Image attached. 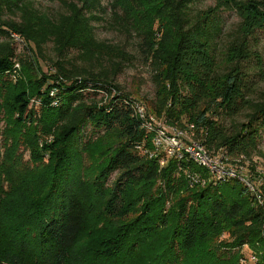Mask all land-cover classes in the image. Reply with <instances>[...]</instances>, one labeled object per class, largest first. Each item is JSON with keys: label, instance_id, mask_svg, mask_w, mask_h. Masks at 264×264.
Wrapping results in <instances>:
<instances>
[{"label": "trees", "instance_id": "16d2710c", "mask_svg": "<svg viewBox=\"0 0 264 264\" xmlns=\"http://www.w3.org/2000/svg\"><path fill=\"white\" fill-rule=\"evenodd\" d=\"M197 1L133 0L138 27L112 0L111 21L138 40L153 70L148 114L213 158H250L264 133V101L250 99L264 81V0H212L205 9ZM34 3L0 0V264H69L87 227L80 264H132L136 252L147 253L140 264H240L242 248L264 240V181L257 199L236 178L217 180L186 155L156 150L137 101L113 84L122 49L94 35L92 23L103 20L95 13H105L98 0H62L66 11L54 18ZM224 12L241 20L226 41ZM110 135L118 141L105 159L91 157ZM87 158L94 173L84 171ZM196 175L205 183L167 211ZM223 220L229 241L209 249L210 260L195 257L223 234ZM157 236L164 242L147 248Z\"/></svg>", "mask_w": 264, "mask_h": 264}, {"label": "rangeland", "instance_id": "374dc122", "mask_svg": "<svg viewBox=\"0 0 264 264\" xmlns=\"http://www.w3.org/2000/svg\"><path fill=\"white\" fill-rule=\"evenodd\" d=\"M73 0H67V2H70ZM34 5L37 9L40 11L46 13L50 17L54 18L57 17L60 14L65 13L66 7L63 5L62 0H34ZM98 3L100 6L103 7L105 10L104 14H99L96 12V15H99V17H102V21H94L92 23L94 27V35L98 41L106 42L107 44L117 46L119 49H122L124 53V57L117 58V60L121 61V72L113 79V84H115L119 89L125 93L130 95L131 98L135 99L137 102L146 103L145 106L149 105V102L153 101L155 96L156 87L152 79L153 70L149 63L147 62L146 58L142 54V50L138 46V40L132 35L131 37L128 36L123 30L119 28V26L114 25V22L111 21L113 17V9L112 6V0H98ZM146 2H144V8L146 7ZM120 6H122L131 17H135L137 21V25H141V18L138 16L140 12L142 13V9L140 12H138V8L136 7V3L133 2V0H119ZM213 4L212 0H198L195 4V7L197 9H205L208 6H211ZM11 16L7 13L4 14L3 19H8ZM223 18V24H224V36L223 40H228L230 38V33L237 28V26L240 23L239 17L234 12H224L222 14ZM262 45H264V37L262 38ZM19 50H22L21 46L18 47ZM220 48V47H219ZM26 50V49H25ZM27 52V50L25 51ZM45 54L49 59L56 60L57 55L52 50V46L49 45L45 49ZM28 53V52H27ZM264 53V50H263ZM66 59H69L72 61V63L76 64L78 67L83 66L81 62H79L78 58L76 57V54L74 52H69L66 54ZM250 99L255 102L264 101V81L260 83L254 92L250 96ZM144 101V102H143ZM240 121L243 120V114L239 116L238 118ZM106 138V137H105ZM114 135H110L106 138L105 141H97L94 143L93 149L90 151V156H97L101 157L100 162L103 161L106 157V155L109 153L108 146L113 145L117 142ZM226 157V156H225ZM227 159V158H226ZM24 160H28V154L26 153L24 155ZM86 165L85 170H87L86 167H89L91 164V161L89 158L86 159ZM223 164L225 166V171L229 172L231 170L234 175L237 176L238 181L239 178L242 180V183L244 184V187L248 190H250L253 194H255L254 189L252 185H258L261 184L264 179L262 180V177L264 176V133L262 136V140L260 142L259 150L257 153L249 157H239V158H228V161H223ZM220 165V164H219ZM203 168V167H201ZM206 170L209 174L212 176H216L217 172L214 169V173L211 171H208L207 168H203V170ZM229 169V170H228ZM91 173H94L93 169L87 170ZM230 174V173H226ZM193 179H191L188 184H185L183 187H181L177 194L172 198L170 203L166 205V210L171 211L172 206L176 203V201L183 197L186 192H192L196 190L197 186L203 185L205 183V178L203 176H192ZM236 178V179H237ZM234 179V178H232ZM228 181V179L226 180ZM241 182V181H240ZM256 187V186H255ZM86 191V190H84ZM255 191L257 192L256 188ZM84 195H86L84 193ZM223 226H221L222 233L218 237H214L211 241L201 243L198 246L196 256L201 255L203 253L204 256H208L207 258L211 259L212 251H209V249L216 250L217 247L219 248L220 245L225 242L229 241V233H227V229H224L223 227H228L227 222L225 220L222 221ZM89 228L87 227L77 242V247H75V250L71 252V256H69V264H80V261L82 260V254L80 253L81 249L86 248L90 243V235H89ZM264 231V227H263ZM262 231V233H263ZM165 233V232H163ZM164 239L163 237L157 236L151 244L148 245L147 248L150 247H158L160 243H163ZM207 250L206 252H204ZM243 255L242 258L244 260H239L240 264H256V261L258 260V257H261L264 255V240L261 242L254 241L253 246H244L242 250L240 251ZM143 257L147 255V253L142 252ZM231 254L235 253V250L230 251ZM143 257L139 255L137 252L134 254V257H132V264H140L143 260ZM230 259L231 256L227 257V259ZM226 260V259H225ZM246 261V262H244ZM181 264H188V261H185ZM223 264H235L234 261H227L223 262Z\"/></svg>", "mask_w": 264, "mask_h": 264}, {"label": "built area", "instance_id": "2783aa9c", "mask_svg": "<svg viewBox=\"0 0 264 264\" xmlns=\"http://www.w3.org/2000/svg\"><path fill=\"white\" fill-rule=\"evenodd\" d=\"M52 94L53 93H51V95ZM133 109L136 117L141 121L142 127L145 128L146 131L153 133L152 142L156 150L162 151L168 157L177 159H181L186 155L196 165L203 168L205 167L212 173H214L213 171L215 169L217 172H215L216 176H214V178L217 180L225 181L227 179L237 178L231 170L228 169L229 172L225 171L223 161L226 162V158L222 161L219 157H211L201 144L188 138L184 132L170 129L166 127L162 121L148 114L147 107L143 103L135 102ZM191 179H193V177ZM239 180L242 182L240 178ZM252 187L255 196L259 199L258 193L255 191L256 187L254 185H252Z\"/></svg>", "mask_w": 264, "mask_h": 264}]
</instances>
